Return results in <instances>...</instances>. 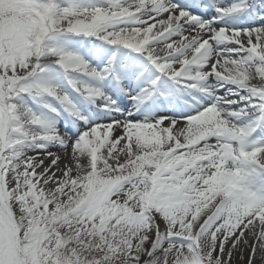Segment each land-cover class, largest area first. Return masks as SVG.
<instances>
[{
  "label": "snow or ice",
  "instance_id": "snow-or-ice-1",
  "mask_svg": "<svg viewBox=\"0 0 264 264\" xmlns=\"http://www.w3.org/2000/svg\"><path fill=\"white\" fill-rule=\"evenodd\" d=\"M264 264V0H0V264Z\"/></svg>",
  "mask_w": 264,
  "mask_h": 264
},
{
  "label": "rangeland",
  "instance_id": "rangeland-1",
  "mask_svg": "<svg viewBox=\"0 0 264 264\" xmlns=\"http://www.w3.org/2000/svg\"><path fill=\"white\" fill-rule=\"evenodd\" d=\"M246 255L247 253H245V260H246ZM245 260L239 259V254L237 253L236 258L234 259L233 263L234 264H245Z\"/></svg>",
  "mask_w": 264,
  "mask_h": 264
},
{
  "label": "bare ground",
  "instance_id": "bare-ground-1",
  "mask_svg": "<svg viewBox=\"0 0 264 264\" xmlns=\"http://www.w3.org/2000/svg\"><path fill=\"white\" fill-rule=\"evenodd\" d=\"M234 264V263H233Z\"/></svg>",
  "mask_w": 264,
  "mask_h": 264
}]
</instances>
